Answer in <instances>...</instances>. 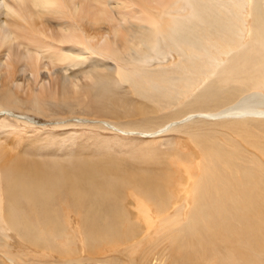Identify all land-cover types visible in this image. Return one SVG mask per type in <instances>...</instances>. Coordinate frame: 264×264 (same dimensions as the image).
I'll use <instances>...</instances> for the list:
<instances>
[{
    "label": "bare ground",
    "instance_id": "1",
    "mask_svg": "<svg viewBox=\"0 0 264 264\" xmlns=\"http://www.w3.org/2000/svg\"><path fill=\"white\" fill-rule=\"evenodd\" d=\"M45 67L58 75L46 92L27 75ZM191 94L196 111L159 131L195 115L224 119L188 131L199 161L173 145L163 159L152 142L133 163L105 158L98 144L91 155H55L67 141L50 133L33 156L10 144L27 132L14 129L29 122L25 102L124 134L111 118L135 110L145 117L135 126L150 128V112ZM257 153L264 158V0H0V264H264ZM12 233L49 259L15 254ZM85 251L90 260L77 258Z\"/></svg>",
    "mask_w": 264,
    "mask_h": 264
},
{
    "label": "rangeland",
    "instance_id": "2",
    "mask_svg": "<svg viewBox=\"0 0 264 264\" xmlns=\"http://www.w3.org/2000/svg\"><path fill=\"white\" fill-rule=\"evenodd\" d=\"M176 58H177V56L175 57V59ZM172 59H174V58L168 57V59L166 61H163L162 64L165 63L164 65H166V62H170ZM47 66L49 67V65H47ZM43 70H44L43 73L45 75L42 74V71L40 72L41 74L37 73V72L32 73L33 74L32 77L30 75L31 74L30 72L27 73V75L29 76V79H30L29 80L30 84L33 83V84H31V86L36 90L39 87H40L39 89L42 88V90L45 87H46V90L51 89L52 87H54L55 80L58 76L57 73L54 74L55 70L51 67H50V69L45 67ZM45 70H46V72H45ZM70 71L71 70H69V72ZM36 73H37V75H36ZM39 74H40V76H38ZM28 76H27V79H28ZM45 76H46V78H45ZM10 80H13V77ZM25 80H26V77L24 80H20L18 82L24 83ZM43 85L45 87H43ZM46 90L44 89L45 92H46ZM192 96H193V94L188 95L186 97H182L180 99V102H178L177 104H173L172 106H169L167 108H164L165 110L162 109V111L158 110L155 112L154 111L150 112L149 113L150 117H147V118L156 120V122L151 123L153 125L152 127L150 124V128H148V127H146V128L136 127L137 126L136 123L145 119V117L142 116V114H140L139 112H137L135 110H131L130 108H129L130 111L128 112L129 113L128 115H126V114L120 115V116H123L122 118H119L117 120L116 119L112 120V118L110 117L111 118L110 121H113L114 125L121 127V129L123 128L122 130L125 131L124 134L123 133L118 134L116 132H113V131L107 129L106 126H102V125L97 126V127H93V126H96L98 123L96 122L97 124L94 123L96 125H92L93 122L89 123V122H85V121H80L79 118L81 117V115L79 113H77V112H72V113L71 112H64V111H69L65 107H64V110L59 111L61 117H59L60 115H58L56 117L53 116V118H49V117H46V116L41 115V114H35L30 109V107H28L26 105V102H25L21 107V110H22L21 112H22V114H25L24 116L28 117L29 122L34 121L35 123H32V125H30L29 122H27V124L25 122H21L18 125H15L14 129H16V130L21 129L22 130L21 132H23V133L26 131L27 132H26V134H23L22 137L20 136L21 138H19V139L17 138L14 140L11 138L12 140L10 141V144H12L13 147H15L19 158H22L24 155L25 156L30 155L27 152L32 149V147L34 146L35 143H37L36 140L38 138L42 137L45 134L49 135V133H50V134L60 135L61 137L65 136L66 141H67V143H65L66 145H65V148L63 149V151H60L58 149V148H60V145H58L57 147H55L53 149V151H54L53 154H55V155L61 156V154L62 155L65 154L68 156L74 150L76 151L77 154H79L80 152L83 151L82 152L83 155H85V156L91 155L92 152L93 153L97 152L96 148H99V147H95V145L98 144L100 146L99 149L102 148L104 150L101 153V155L105 156L104 154H106L108 156V157L105 156V158L113 159V160L114 159L115 160L120 159L123 162H125V161L129 162L131 160L129 163H133L132 159L137 160V158L140 156H148L149 155L147 147H149V143L152 142V144H154V145H151V146L155 147V145H156L157 150L160 149V153L157 152L156 155L163 158V159L166 157V152H168V150L170 148L169 145H173V146H177L178 148H180V150L183 152L191 153L192 157L195 158L197 161H199L200 156H199L198 149L196 148L195 144L193 143L192 139L190 138L188 131L191 128L196 130V131H198V130L202 131V129L204 131L205 126H206V128L207 127L209 128L210 126H212V123H221L224 119H218V120L215 119L216 121H214L213 119H210V117H199V116L195 115V116H193L191 121L182 124L183 127H182V125H178V126L176 125L175 128L173 127L174 130L171 128L170 131H167L164 133L159 131V129H161L160 126L168 123V121L170 122L172 120L182 118V117L186 116L188 113L196 111V110L191 109L187 105L188 104L187 101H189ZM220 107L223 108L222 106H220ZM51 109L52 110H58L56 108V106H51ZM147 109H151V108L147 107ZM117 111H119V110H117ZM157 112H158V114H157ZM15 113L18 115L21 114L18 111H15ZM61 113H63V114H61ZM121 113H123V112H121ZM160 114H162V115H160ZM251 114L252 113H250L249 115L246 114V116L240 114V117H239V115L234 114V116H233V114H232L231 117H230V115H228V117L226 119L232 118L231 120H235L236 117H237V119L255 117L254 115H251ZM158 115H160V117ZM163 115H165V116H163ZM154 116H155V119L153 118ZM156 116H158V117H156ZM256 117H258V116H256ZM59 118H62V119H59ZM86 118L92 119L93 116L89 115ZM194 118H196V119H194ZM77 120H79V121H77ZM157 122H158V124H157ZM197 122H198V124H197ZM130 123L133 124V126ZM56 124H59L61 126L55 127ZM154 124H155V126H154ZM201 124H202V126H201ZM203 124H205V126ZM26 125H28V126H26ZM91 125H92V127H91ZM193 126L195 128H193ZM198 126L199 127L201 126L202 129L201 128H200L201 130L196 129V127L199 128ZM134 129H135V131H134ZM190 131H193V130H190ZM150 132L151 133L155 132L158 135L157 134L151 135ZM14 135H15V132H13L12 136H14ZM153 137H154V139H153ZM91 144H93V145H91ZM242 144L245 145L244 142H242ZM246 147H247V145H246ZM171 151L172 150H169V152H171ZM40 152L45 153L46 152L45 148H41L39 151H36L34 153L38 154ZM163 152H165V153H163ZM47 153H49V151H47ZM30 156H33V155H30ZM259 158L261 160L264 159L262 155H259ZM195 159H193L194 162L196 161ZM263 163H264V160H263ZM183 172H186V170H183V169L177 170L176 176L182 175ZM77 219L78 218H76V220ZM10 237H11L10 242L14 246L13 251L15 254H20L23 250L24 251L29 250V252H32V254H34L36 256H40L42 260L49 259V257H48L49 254H40L38 251H36L34 248H32L31 245L24 243L22 241V239L19 238L15 233L10 234ZM77 244H79V246H80V247H78V245H77V247L79 249H81L82 244L78 243V242H77ZM108 252H110V251H108ZM115 254L117 256L118 255L119 256L117 257V256H115ZM106 256H110V257H114V258H120L121 257L120 259H122V260H124L123 258H125L119 252H111V253L107 254ZM77 258H79L81 260H87V259L90 260V256H88L87 251H85L83 254L79 255ZM158 263H159V261L156 260L155 258H153L152 260H150L148 262V264H158ZM77 264H81V263L79 262ZM82 264H109V262H105V261L101 260L99 262L83 263V261H82Z\"/></svg>",
    "mask_w": 264,
    "mask_h": 264
}]
</instances>
